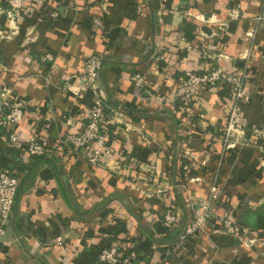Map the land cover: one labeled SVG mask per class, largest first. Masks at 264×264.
Here are the masks:
<instances>
[{
	"label": "crops",
	"instance_id": "0c3cea01",
	"mask_svg": "<svg viewBox=\"0 0 264 264\" xmlns=\"http://www.w3.org/2000/svg\"><path fill=\"white\" fill-rule=\"evenodd\" d=\"M22 4L11 15L9 0H0V92L27 101L14 127L17 145L0 127V156L19 178L0 264H100L105 240L129 253L140 245L136 238L150 236L151 255L136 264H264L261 152L253 144L223 149L216 140L225 90L199 88L189 119L174 95L187 68H243L240 124L264 125V0ZM187 23L195 26L193 37ZM94 51L101 53L96 90L83 84L84 61ZM137 73L141 85L133 81ZM94 91L110 120L101 165L59 146L81 129ZM198 120L209 124L207 132ZM32 133L46 149L41 156L26 151ZM150 162L157 168L147 177L137 165ZM210 173L221 190L217 214L230 216L241 234L223 231L215 219L174 247L190 217L188 203L204 196ZM195 176L202 179L189 180ZM158 186L163 191L152 193ZM167 203L183 223L167 227L164 237L156 224Z\"/></svg>",
	"mask_w": 264,
	"mask_h": 264
},
{
	"label": "built area",
	"instance_id": "2783aa9c",
	"mask_svg": "<svg viewBox=\"0 0 264 264\" xmlns=\"http://www.w3.org/2000/svg\"><path fill=\"white\" fill-rule=\"evenodd\" d=\"M164 1V0H159ZM9 11L11 15H18L23 7L22 0H9ZM94 24H99V18L93 19ZM251 35V32H248ZM45 58L51 59L49 53H45ZM101 68V53L94 51L90 53L84 61L83 84L91 89L96 90V83ZM248 77L247 72L243 68L232 66L230 69H224L220 66L207 68L200 65L198 69L187 68L184 71V77L175 90V100L177 107L182 114L189 119L192 102L197 95L199 88L207 86L214 91L220 89L226 90L227 96L225 101V114L222 123L218 127L215 134L216 140L222 145L223 149L241 146H256L261 152V166L264 168V125H251L249 127L240 124V109L244 98V82ZM133 81L137 85L143 84L144 80L140 74L133 75ZM95 97L83 114V124L80 130L70 132L65 135L59 142L60 147H66L69 150L78 153L85 158L90 165H101L103 162V153L108 151L105 142L108 137L109 118L105 110L103 101L96 91ZM27 101L18 96L12 95L10 89H3L0 92V127L6 133L10 144L17 145L19 139L14 131L15 125L22 118ZM200 115V114H199ZM205 132L209 124L205 121L197 122ZM1 130V131H2ZM253 141V142H252ZM59 147V148H60ZM25 148L29 155L39 156L46 152L41 141L35 133H32L25 142ZM121 159V157H120ZM120 162V160H119ZM205 163V160H202ZM138 171L150 177L153 171H156V163H144L137 165ZM212 175L207 185L206 192L203 197L195 198L188 203L190 217L179 231L174 247L180 245L187 236L195 231H205L208 224L215 219L220 228L230 234H241L234 221L228 215L217 214V206L221 196L215 173ZM200 176L190 177L189 180H201ZM19 178L9 169L0 167V240L5 233V227L8 223L14 198L16 195ZM168 187L167 184L163 187ZM161 187H155L152 193L158 194L162 192ZM181 217L175 206L167 203L164 213L162 214V224L165 227H171ZM247 229L242 231L245 235ZM253 238L244 236L247 245H251ZM55 241L59 243L61 237H56ZM136 253L131 251L124 252L117 242L103 245L98 252L97 261L100 264H136ZM148 264H161V262H150Z\"/></svg>",
	"mask_w": 264,
	"mask_h": 264
},
{
	"label": "trees",
	"instance_id": "16d2710c",
	"mask_svg": "<svg viewBox=\"0 0 264 264\" xmlns=\"http://www.w3.org/2000/svg\"><path fill=\"white\" fill-rule=\"evenodd\" d=\"M185 26H186L187 35L190 36V37H193L195 35L194 34L195 33V26L193 24H190V23H187ZM188 31H189V33H188ZM203 88H207V86H204ZM225 91L223 89V93ZM226 95H227V93H225V96ZM208 129H209V126H208L207 130ZM203 130H205V129H203ZM261 142H262V144H264V140H262ZM39 156H41V155H39ZM0 167L7 168V169L11 170L8 161L6 159H2L1 156H0ZM161 222H162V215L159 216V221L156 224V231H157L156 233H162V234H164V237H168L169 234L167 232L169 230H168L167 227H164ZM179 222H181L180 219L177 220L174 225L178 224ZM181 223H183V221ZM176 233L172 234L171 236L174 237ZM153 238H154V236L153 237L150 236V237L143 238V239L136 238L137 242H138V240L140 241V245L132 247L131 250H133V251L136 252V258H135V260L137 262H138V260H140V261L143 260L147 255H149L152 252L151 251V246H152V240H153ZM110 241L111 240H108V241L105 240V242L103 243V245L111 244Z\"/></svg>",
	"mask_w": 264,
	"mask_h": 264
},
{
	"label": "rangeland",
	"instance_id": "374dc122",
	"mask_svg": "<svg viewBox=\"0 0 264 264\" xmlns=\"http://www.w3.org/2000/svg\"><path fill=\"white\" fill-rule=\"evenodd\" d=\"M264 145V144H263ZM262 158V157H261Z\"/></svg>",
	"mask_w": 264,
	"mask_h": 264
}]
</instances>
